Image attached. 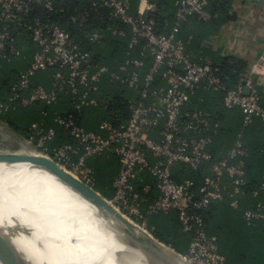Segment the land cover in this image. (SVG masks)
Masks as SVG:
<instances>
[{"label":"built area","instance_id":"1","mask_svg":"<svg viewBox=\"0 0 264 264\" xmlns=\"http://www.w3.org/2000/svg\"><path fill=\"white\" fill-rule=\"evenodd\" d=\"M58 1L62 0H0V60L20 54L14 41L23 30L31 35L37 48L31 65L17 72L10 92L0 99V121L14 105H53L60 96L69 95L72 111L58 114L55 122L71 141L52 148L49 144L55 139V131L35 123L27 130L24 145L92 188L96 175L88 160L104 152L114 154L121 168L112 183L114 196L107 200L118 211L146 230L148 217L176 212L179 228L190 237L183 257L190 264H226L217 236L208 232L204 213L221 202L238 209L241 198L249 192L258 202L255 209L244 210V221L264 229V182L259 188L250 185L245 160L248 150L241 139L228 157L215 160L208 150L211 138L205 136L211 126L207 116L203 110L187 106L200 89L222 91L227 109L240 108L244 128L256 118L264 120V97L254 80V76H259L264 86V55L246 68L234 87H229L216 75L218 68L197 63L196 55L188 51L178 36L184 23L212 19L209 0H176L175 23L167 32L157 28L154 16L160 8L156 2L137 0L139 11L133 15L136 0H97L95 5L108 9L125 26H112L108 31L116 36L130 33V48L142 45L143 54L153 58L145 76L137 71L143 62L135 59H128L120 72H115L107 66H94L91 52L82 49L60 24L29 21L32 4L38 2L53 10ZM251 1L246 0V4ZM87 38L92 45H100L103 34L93 31ZM211 45L216 47L218 43ZM228 51L229 59H235V54ZM131 67L136 70L130 71ZM49 70L55 71L51 87L36 84L35 77ZM160 72L166 81L165 88L155 86ZM105 78L138 89L139 98L128 101L127 121L115 124L105 120L98 131H88L80 125L78 116L87 107L98 104L92 92H99ZM162 122L161 138L156 140L154 133ZM205 164L212 165V173L203 178L201 185L193 179L180 182L173 171L178 165L199 170ZM227 178L229 182L225 181Z\"/></svg>","mask_w":264,"mask_h":264},{"label":"crops","instance_id":"2","mask_svg":"<svg viewBox=\"0 0 264 264\" xmlns=\"http://www.w3.org/2000/svg\"><path fill=\"white\" fill-rule=\"evenodd\" d=\"M151 1L156 2L160 8L154 16L158 30L167 32L175 23L176 0ZM131 11L133 15L138 14L139 2L137 0ZM112 26L120 27L115 21L96 30L103 34V39L100 45H92L89 50L94 66H107L115 72H120L121 66L128 59H135L143 62L137 71L141 76H145L153 63V58L148 54H143L142 45L130 48L132 39L130 33L127 36L111 34L108 28ZM178 36L186 43L188 51L196 55L197 63L201 65L218 68L224 60L229 59L228 50L230 49L235 54V59L244 61L248 68L264 55V0H252L249 4H246V0H233L226 15L217 17V19L213 17L208 22L192 20L184 23ZM214 42L218 43L216 47L211 45ZM18 49L20 50L19 55L11 57L10 60H0V99L9 93V89L6 91L4 88L5 77L15 81L17 72L31 65L37 51L30 36L27 39L19 40ZM129 70L136 69L131 67ZM245 70L240 74V78ZM54 73V70L40 73L34 81L36 84L50 88ZM12 80L10 83L14 82ZM254 80L259 92L264 97V86H261L260 77L254 76ZM155 86L166 87V81L161 72L156 76ZM82 91L84 90L82 89ZM92 96L98 99V104L87 107L81 112L78 121L86 130L98 131L99 126L108 120L109 111L115 100L124 99L128 103L129 100L139 98V91L127 83L105 78L100 84L99 92H92ZM187 107L203 110L207 116L211 126L205 136L211 138L208 150L214 155L215 160L228 157L238 140H243L248 150V156L245 157L247 179L252 187L259 188L264 182V120L256 118L249 127L244 128L243 114L240 108L227 109L224 105L222 91L200 89L191 98ZM71 111V98L69 95H63L53 105L44 102H37L30 106L14 105L4 113L2 120L10 126L18 138L24 140L27 130L35 123L42 124L45 130H54L55 139L49 144L53 148L71 141L69 135L55 122V117L58 114ZM163 125L164 122L154 133L156 140L161 138ZM19 149L20 145L16 141L10 149L0 145V152ZM27 149L23 151L28 152L29 149ZM88 165L95 171L96 185L94 189L106 198L113 197L112 183L121 168L119 159L110 152H104L100 156L89 159ZM211 166V164H205L201 169L195 170L186 165H178L173 171L178 181L193 179L198 185H201L203 178L211 175ZM225 181L229 182V179L227 178ZM150 183L155 185L153 179H150ZM156 194L154 191V195ZM257 202L258 199L248 192L241 198L238 209L232 208L225 202L214 205V217L217 223L220 222L224 225V232L222 235L209 229L208 232L217 236L220 252L226 257V264H264V229L262 226L247 225L243 218L244 210L255 209ZM147 230L154 235L156 232L171 234L175 244L181 250L180 253L184 255L187 253L190 237L179 228L176 212L148 217ZM170 246L173 247L172 244Z\"/></svg>","mask_w":264,"mask_h":264},{"label":"bare ground","instance_id":"3","mask_svg":"<svg viewBox=\"0 0 264 264\" xmlns=\"http://www.w3.org/2000/svg\"><path fill=\"white\" fill-rule=\"evenodd\" d=\"M23 148L29 149V146L23 145ZM24 153L37 155L31 149ZM84 199L96 202L41 163L0 162V206L17 205V209L6 216L7 226L12 225L10 217L23 218L29 212H36L32 210L36 200L55 203L65 200L76 209L75 227L71 228L70 224L65 231L54 232L46 224L48 230L43 232L1 236L0 264H146L129 249L111 241V235L101 229L91 216L90 208L81 202ZM23 203H30L25 206L29 208L26 211L21 209L22 205H27ZM29 220L35 224L32 218ZM47 221L45 219V223ZM22 223L28 224L23 220Z\"/></svg>","mask_w":264,"mask_h":264},{"label":"water","instance_id":"4","mask_svg":"<svg viewBox=\"0 0 264 264\" xmlns=\"http://www.w3.org/2000/svg\"><path fill=\"white\" fill-rule=\"evenodd\" d=\"M20 145V149L17 151L0 152V162L18 164V163H41L52 172L58 175L64 182L73 186L86 196L95 199L96 202L90 200H82L92 212L93 218H95L103 231L106 234L111 235V241L120 244L121 246L129 249L134 254L139 256L146 264H190L181 253L177 252L173 247L161 241L158 237L152 234L150 231L141 228L136 223L125 217L120 211H118L105 196L96 191L94 188L86 185L80 181L77 177L60 167L54 161L39 155H33L23 152V145L26 141L22 138H18L15 132L10 126L0 121V145L11 148L14 142ZM22 149V150H21ZM48 202L43 200H36L33 203L32 210L36 212L27 213V217L16 218L10 217L12 225L7 226L8 220L6 216L12 214L13 210L17 209V205H1L0 206V221L3 223L0 226V237L19 234V233H35L43 232L46 229V224L54 231L57 232L60 229H68L71 224V228L75 227L74 215L76 209L73 208L71 203L61 200ZM21 209L26 211L30 203H23ZM30 211V210H29ZM41 211V212H39ZM29 217L32 218L35 224L30 223ZM60 217V220L58 218ZM4 220H3V219ZM72 218V220H70ZM25 221L28 224L22 223ZM45 219L48 221L45 223Z\"/></svg>","mask_w":264,"mask_h":264},{"label":"trees","instance_id":"5","mask_svg":"<svg viewBox=\"0 0 264 264\" xmlns=\"http://www.w3.org/2000/svg\"><path fill=\"white\" fill-rule=\"evenodd\" d=\"M232 1L233 0H209L208 10L212 15V19L213 17L217 19V17L226 15L230 10ZM96 3L97 0H62L55 3L53 10H48L43 6V4L35 2L32 4V11L29 21L34 22L35 20H39L43 23L52 22L60 24L72 34L74 40H76L75 42L82 49L89 51L92 48V44L88 41V34L90 32L96 31L97 29L104 28L107 24L116 21L108 9L99 5H95ZM73 18H77V21L73 22ZM118 24L120 27H125L119 22ZM29 36L31 38V35L26 30H23L21 34L15 38L14 42L17 47L20 39H27ZM13 56L15 55L12 54L11 57ZM246 68L247 66L244 61L226 59L218 67V72H216V75L219 76L227 86L234 87V84L236 85V83L242 78H240V74ZM6 78L7 77L4 79V88H6V91L9 89L10 92V88L15 83L17 75L15 81L12 80V78ZM11 80L14 82L10 83ZM108 116V120L115 124L127 121L130 117L127 100H115ZM214 205L204 213L207 229L222 235V232H224V225L220 222L217 223L213 212V207H215ZM155 235L166 244H172L173 248L176 249L177 252H181L180 248L177 247V244H175L174 239L171 237V234L165 232H156Z\"/></svg>","mask_w":264,"mask_h":264},{"label":"rangeland","instance_id":"6","mask_svg":"<svg viewBox=\"0 0 264 264\" xmlns=\"http://www.w3.org/2000/svg\"><path fill=\"white\" fill-rule=\"evenodd\" d=\"M22 150V149H21ZM24 150V149H23ZM24 152V151H23ZM182 256H184V254H182Z\"/></svg>","mask_w":264,"mask_h":264}]
</instances>
